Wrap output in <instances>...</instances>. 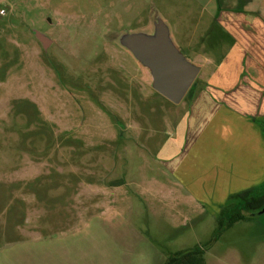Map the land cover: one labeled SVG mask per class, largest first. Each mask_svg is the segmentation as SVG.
<instances>
[{"label": "rangeland", "instance_id": "1", "mask_svg": "<svg viewBox=\"0 0 264 264\" xmlns=\"http://www.w3.org/2000/svg\"><path fill=\"white\" fill-rule=\"evenodd\" d=\"M0 9V264H163L209 243L217 221L159 154L193 94L170 103L113 42L159 14L180 51L204 63L198 89L215 64L203 60L219 38L210 14L193 0H0ZM251 217L207 246L206 264H264V213Z\"/></svg>", "mask_w": 264, "mask_h": 264}, {"label": "crops", "instance_id": "2", "mask_svg": "<svg viewBox=\"0 0 264 264\" xmlns=\"http://www.w3.org/2000/svg\"><path fill=\"white\" fill-rule=\"evenodd\" d=\"M193 1L219 37L205 44L203 60L215 64L204 86L190 91L159 154L217 221L231 196L264 193V0Z\"/></svg>", "mask_w": 264, "mask_h": 264}, {"label": "water", "instance_id": "3", "mask_svg": "<svg viewBox=\"0 0 264 264\" xmlns=\"http://www.w3.org/2000/svg\"><path fill=\"white\" fill-rule=\"evenodd\" d=\"M35 34L42 40L39 33ZM114 42L134 60L142 81L175 105L183 100L201 69L176 46L167 23L157 13L148 27L118 32ZM263 213L264 207L257 215Z\"/></svg>", "mask_w": 264, "mask_h": 264}, {"label": "trees", "instance_id": "4", "mask_svg": "<svg viewBox=\"0 0 264 264\" xmlns=\"http://www.w3.org/2000/svg\"><path fill=\"white\" fill-rule=\"evenodd\" d=\"M195 81L188 92L193 89ZM262 188L264 191V186ZM260 190L259 188L258 195H253L251 191H247L231 196L229 198V204L235 202L237 205L232 206V208H222L217 219V228L209 243L202 247L196 246L188 250L171 254L163 264H206L204 254L208 245L217 241L222 233L235 223L252 219L251 216L257 214L264 207V193H261Z\"/></svg>", "mask_w": 264, "mask_h": 264}, {"label": "flooded vegetation", "instance_id": "5", "mask_svg": "<svg viewBox=\"0 0 264 264\" xmlns=\"http://www.w3.org/2000/svg\"><path fill=\"white\" fill-rule=\"evenodd\" d=\"M109 33V32H108ZM107 33V34H108ZM36 35V34H35ZM41 35V34H40ZM105 35V34H104ZM41 37H42V40H40L39 38H37L36 37V39L42 44V46H43V48L45 49V48H47V46L49 45V43H50V41L45 37V36H43V35H41ZM105 39H107L109 42H111V39H110V37H105ZM112 41H113V39H112ZM113 44L114 45H116V47H118L119 49H121L115 42H113ZM141 73V72H140ZM142 80V79H141ZM142 83H144L143 81H141ZM145 84V83H144ZM146 85V84H145ZM147 86V85H146ZM147 87H149V86H147ZM150 88V87H149ZM151 89V88H150Z\"/></svg>", "mask_w": 264, "mask_h": 264}, {"label": "built area", "instance_id": "6", "mask_svg": "<svg viewBox=\"0 0 264 264\" xmlns=\"http://www.w3.org/2000/svg\"><path fill=\"white\" fill-rule=\"evenodd\" d=\"M4 13L3 9H0V15H2Z\"/></svg>", "mask_w": 264, "mask_h": 264}]
</instances>
